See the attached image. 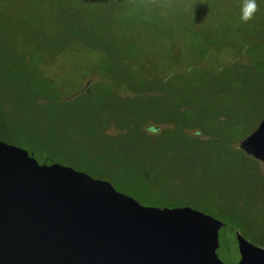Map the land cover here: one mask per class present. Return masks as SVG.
Returning <instances> with one entry per match:
<instances>
[{"label":"rangeland","instance_id":"obj_1","mask_svg":"<svg viewBox=\"0 0 264 264\" xmlns=\"http://www.w3.org/2000/svg\"><path fill=\"white\" fill-rule=\"evenodd\" d=\"M244 3L0 0V140L258 244L264 164L239 143L264 117V0Z\"/></svg>","mask_w":264,"mask_h":264},{"label":"water","instance_id":"obj_2","mask_svg":"<svg viewBox=\"0 0 264 264\" xmlns=\"http://www.w3.org/2000/svg\"><path fill=\"white\" fill-rule=\"evenodd\" d=\"M239 147L264 164V117ZM0 264H264V247L204 212L144 206L0 140Z\"/></svg>","mask_w":264,"mask_h":264},{"label":"trees","instance_id":"obj_3","mask_svg":"<svg viewBox=\"0 0 264 264\" xmlns=\"http://www.w3.org/2000/svg\"><path fill=\"white\" fill-rule=\"evenodd\" d=\"M0 76H1V73H0ZM92 88H93V86H91V87H89L88 89L86 88L85 90H83V91H87L88 93H91V90H92ZM46 89H47V91H48V94L49 93H51V92H55L54 91V89H51L50 87H46ZM156 89V88H155ZM155 89H153V91L155 92ZM160 90V89H159ZM159 90H157L156 89V91H159ZM89 95V94H88ZM39 106H42L41 104H37V109L39 110V108L41 109V107H39ZM35 108V107H34ZM31 117V116H30ZM45 118L43 117V120L42 121H45L44 120ZM116 122H117V120L116 121H114V123H112V126L113 127H116L115 126V124H116ZM152 122H155V124H158L157 126H156V128H153L154 129V131L155 132H148V134L146 135L151 141H153V142H155L156 140H158L160 137H162V134H163V131L162 132H160V133H158V131H159V124H163V122H161V121H159L156 117H154V116H152V117H150V123H149V125H151V123ZM117 128V127H116ZM33 132H35L34 130H33ZM61 133H63V132H61ZM104 135H106L107 137H112V134H109L108 133V135L106 134V131H104L103 130V132H102ZM155 134H157V135H155ZM155 135V136H154ZM25 137V136H27L26 134H22V137ZM58 141H60V138L58 137V139H57ZM58 141H56V142H58ZM28 145H29V143H27ZM30 146V145H29ZM30 150L32 151V153H34V155H38V156H41L42 155V151L39 149V147L38 146H32L31 145V148H30ZM48 159V160H47ZM46 162H45V164H47V163H49L50 162V159L49 158H46ZM240 219V224L241 225H243L244 226V224H243V221H244V218L243 217H241V218H239ZM238 219V220H239ZM233 221H236V219L235 218H233ZM262 245V244H264V238L262 239V238H260V239H258V246L259 245ZM261 247H263V246H261Z\"/></svg>","mask_w":264,"mask_h":264},{"label":"clouds","instance_id":"obj_4","mask_svg":"<svg viewBox=\"0 0 264 264\" xmlns=\"http://www.w3.org/2000/svg\"><path fill=\"white\" fill-rule=\"evenodd\" d=\"M257 11V0H245L244 6L241 12V21H250ZM151 130V129H149Z\"/></svg>","mask_w":264,"mask_h":264},{"label":"flooded vegetation","instance_id":"obj_5","mask_svg":"<svg viewBox=\"0 0 264 264\" xmlns=\"http://www.w3.org/2000/svg\"><path fill=\"white\" fill-rule=\"evenodd\" d=\"M90 84V83H89ZM88 83H87V85H89Z\"/></svg>","mask_w":264,"mask_h":264}]
</instances>
